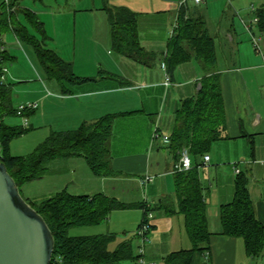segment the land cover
<instances>
[{"label":"crops","instance_id":"obj_1","mask_svg":"<svg viewBox=\"0 0 264 264\" xmlns=\"http://www.w3.org/2000/svg\"><path fill=\"white\" fill-rule=\"evenodd\" d=\"M2 1L0 0V3ZM11 1L19 3L18 6L21 8L34 11L38 18L39 12L47 14L49 25L39 18L44 26L46 40L53 42L58 38L62 51L54 46L49 47L47 43L46 47L55 51L63 60L73 61L71 64L75 74L95 78L79 85H70L67 82L60 84L57 81L54 84L34 82L33 88L30 87L34 95H27L26 100L40 101L42 115L48 119L50 130L75 129L85 120H93L107 113L124 112L113 120L111 135L107 142L114 173L106 176L95 175L87 162V165L82 162L84 158L80 156L53 159L47 163L43 177L49 176L51 180L56 174L63 177L64 170L71 174V168H75L74 166L81 168L83 165V172L89 185L73 190L65 187L64 181L61 183L56 181L53 182L54 190L50 194L53 195L62 189L72 194L103 193L121 202L134 204V207L116 209L108 214L105 222L106 232L110 234L125 235L133 225L137 227L144 219V207H141V204L152 208L150 210L152 217L149 219L151 229L144 245V258L147 262L166 264L165 257L168 254L188 249L191 243L184 231L182 217L157 209V204L162 198H170L174 204L176 203L171 169L178 155L176 157L168 146L163 144L160 138L155 139L153 134L155 130L160 136L171 134L176 109L183 99L196 95L201 78L207 74L200 62L191 58L168 72L171 78L169 85L163 83L164 72L161 63L164 62L162 60L167 52V43L172 35V25L178 12L176 4L179 0L107 1L109 5L124 6L136 13L140 44L157 54L155 63L151 66L142 65L118 53L112 59L108 57L106 59L97 56L94 50L87 51L91 50L90 46L93 48L100 46L102 49L111 47L110 25L104 10L106 21L103 26L93 19L78 26L79 11L94 13L95 10H102L103 0H92V8L85 9L75 6L68 0L58 4V8L52 7L54 3H58L57 0H54V3L53 0H47L42 7V0ZM36 2L41 4L40 7L32 5L37 4ZM65 5L71 7L63 8ZM249 5L254 11L264 7V0H201L199 3L190 0L185 6L192 16H200L205 20L207 31L214 39L217 60L213 72L219 73L226 116V137L213 142L210 152L207 153L209 160L205 162L203 157H200L198 164L206 168L210 164L223 162L230 165L234 176L239 172H246L255 215L264 224V187L260 184L264 182V161H259L264 160V39L262 45L256 48L248 34L247 38L245 36L241 38L240 31L245 30L244 23L247 21L244 19L248 13L246 17L240 18L243 29L233 18V11L235 14L237 12L244 15ZM56 12L65 18H60L59 22H56L52 19ZM19 20L26 24L20 16ZM28 29L40 37L31 28ZM252 35L254 36L253 31ZM83 36L89 39L90 45L84 51L80 43L82 48H79L78 54V42ZM2 40L11 57L10 63L20 61L13 47L6 46L5 40L3 38ZM15 40L23 49L29 63L35 64V60L40 64L31 45ZM24 45L27 47L24 48ZM71 47L72 59L69 57ZM106 54L111 55L109 50ZM78 62L81 64L80 67H77ZM17 63L18 65H13L10 72L5 75L4 82L18 84L30 80L31 72L28 67L24 62ZM33 68L41 79V72L39 74L38 70ZM45 87H48L47 92L44 90ZM23 99L25 96L20 99L16 93L12 97V102L14 104V101L21 102ZM31 114L28 124L31 127L40 126L38 113L33 110ZM117 137L123 148L120 153L114 151ZM12 148L11 142L10 151L14 154ZM145 174L153 175L154 180L144 185L147 193L142 196L139 190L143 187L141 178ZM27 193L33 194L32 198L38 200L36 199L38 195L33 190L28 189ZM233 194L234 191L230 192L229 189L227 196L219 198L212 207L207 200L209 229L213 234L209 249L203 253L195 252L191 264H264V252L260 256L250 257L245 253L241 238L218 233L220 226L215 220L219 207L230 202ZM122 238L130 240L131 244L132 240L137 239L133 232L128 236H120V241H117L116 245Z\"/></svg>","mask_w":264,"mask_h":264},{"label":"trees","instance_id":"obj_2","mask_svg":"<svg viewBox=\"0 0 264 264\" xmlns=\"http://www.w3.org/2000/svg\"><path fill=\"white\" fill-rule=\"evenodd\" d=\"M107 1L103 0L102 10L109 21L112 49L142 65L154 64L156 52L148 51L139 42L136 13L124 6L109 5ZM18 4L11 0L0 3V76L2 66L11 61L1 35L10 31L17 40L32 46L48 77L54 76L53 79L60 84L79 85L95 80L94 77L74 74L70 62L46 47L43 23L34 11L21 8ZM254 12L258 29L264 34V7ZM20 15L26 24L20 22ZM176 21L162 60L167 72L179 63L195 58L207 74L201 78L196 95L183 99L176 109L173 129L168 136V148L177 157L181 148L187 147L193 166L185 171L173 172L176 203L170 198H162L157 209L180 215L191 243L188 249L168 254L165 263L191 264L195 252L203 253L209 249L213 234L209 229L207 203L199 181L198 159L207 155L213 142L226 137V116L219 73L213 72L217 60L214 39L207 31L205 20L192 16L187 6H181ZM28 27L40 37L31 33ZM100 75L103 76L102 73ZM11 85V82L0 83V160L6 165L19 190L24 183L42 178L47 163L57 158L80 156L95 175L114 173L107 142L113 120L124 112L107 113L93 120H85L75 129L51 131L29 153L14 155L10 151V143L27 133L31 126L28 123L12 125L4 121L8 115L18 116L12 102ZM33 110L27 109L23 114L28 117ZM28 203L41 214L52 232L54 248L49 264H122V261L135 258L130 240H123L109 250L108 244L113 234L69 235L68 232L74 226L97 224L105 220L111 211L131 208L134 204L121 202L103 193L72 194L66 189ZM141 207H144L145 220V214L152 208L145 207V204H141ZM218 222V233L241 238L248 256L257 257L264 252V224L255 215L246 172L236 175L233 198L220 205Z\"/></svg>","mask_w":264,"mask_h":264},{"label":"rangeland","instance_id":"obj_3","mask_svg":"<svg viewBox=\"0 0 264 264\" xmlns=\"http://www.w3.org/2000/svg\"><path fill=\"white\" fill-rule=\"evenodd\" d=\"M42 1H43L41 3L42 5L39 2H36L37 4H32V3L31 4L37 8L40 7V5L42 7L44 5V3L47 2V0H42ZM68 1L71 3L73 2L75 4V6H77V7H82L84 9L85 8H92V0H68ZM188 1H190V0H187V2ZM54 2L55 1L53 0V3ZM57 2L58 3H54L52 5V7L58 8V4H60V3L63 4L65 2V0H57ZM67 7H71V6L65 5L63 8H67ZM247 13H248V15L246 17L245 15ZM233 14H234L233 18H234V20H236L235 22H237V23L239 22L241 28H242V23L240 21L241 17H246L244 20L249 22L255 16V12L251 9L250 5H249L248 11H246L244 15L243 14H237V12L235 14L234 11H233ZM61 16H60V13L58 12L56 15L55 14L52 15V19L55 20L56 22H59L60 18H65V17H61ZM20 17L23 18L22 15H20ZM39 18L41 20H43L46 25H49V22H48L49 19H48L47 14H42V12H39ZM77 19H78V26H80V24L85 23L86 21L89 22L92 19L97 21L98 23L100 22L101 25L103 26L104 22L106 21V15H105L104 11L100 10V9L98 11L95 10L94 13H91L90 11H84L83 10L82 12L79 11ZM23 20H24V18H23ZM52 23H53V21H52ZM252 25H253L252 31L254 33V37H255V39H257L259 45L261 46L263 39H264V36L259 31L256 23L252 24ZM168 31L169 32L171 31L170 27H169ZM240 32H241L240 33L241 38H242V36H245L247 38V34L251 38V34L246 29L244 31L242 30ZM5 35L8 37H5ZM1 36L5 40L6 46H8L10 48L13 47V51L16 53L15 55L20 58V61H17V62H24V64L28 67V69L31 72L30 80H28V82L18 83V84L16 83V84L11 85L12 97H14L16 93L18 94L20 99L25 96V99H23L21 102L14 101L13 105H15V108H16L19 104L27 105V104H31V103L36 102L37 108L35 109V112H36V114L38 113V115L40 116V117H38L39 122L41 124L40 126H32L27 133L23 134L20 137L13 139V141H12V146H13L12 152L15 155H25V154L29 153L30 151H32L38 143L43 141L45 139V137H47L50 134L51 131H58V130H50L49 123H47L48 119L45 118L44 115H42V108H41V106H39L40 101H38V100H35V101L26 100L27 95L28 96L34 95L33 94L34 91H32L30 87L33 88V86L35 85L34 82H40L39 84H41V82L42 83L51 82L52 84H54L56 82V80L53 79L54 76L48 77L47 73L45 72L46 76H47L46 77L45 73H44L45 70H43L41 65L39 63H37L35 60H34L35 64L33 62L31 64L27 61V58L24 55V52L22 51L23 49L18 46L19 43L17 44V42L15 40L16 39L15 36L10 31L3 33ZM59 41L60 40H58V38H55V41L50 42L49 40L48 41L45 40V43H47L49 47L54 46V47H57L56 49H58L59 51H62V48L58 44ZM88 41H89V39L86 36H83L79 40L78 51H77L78 54H79V48H82L80 43H82V45H83V50L86 51L87 47L90 45V43ZM24 46H23L24 48L27 47L26 45H24ZM90 49L91 50H87V51H93L94 50V52L97 54V56H99L101 58L107 59V57H108V58L112 59L113 56H117L116 52L110 46H109V48L105 47V49L100 48V46H98L97 48H95V47L93 48L92 46H90ZM108 50L111 53V55L106 54ZM69 51H70L69 57H70V59H72V57H73L72 47L70 48ZM61 53H63V52H61ZM17 62H11V63L7 62L5 64V66L7 68L6 74H8L10 72V69L12 68L13 65H18ZM69 62L73 64V61H69ZM31 65L33 67H35L36 70H38V73L41 72V74L39 73L41 75V79L38 78L39 76L35 73L34 68ZM80 66H81V64L78 62L77 67H80ZM77 76H80V75H77ZM44 90L47 92L48 87L47 88L45 87ZM25 100H26V102H24ZM31 116H32V114L29 115L28 118H30ZM4 121L6 123L12 124V125L23 124L22 118L19 116L8 115L4 118ZM45 123H47V124H45ZM158 141H160V140H158ZM122 150H123V148L121 147L120 140L117 137V138H115L114 151L117 153H120ZM209 152H210V149H209L208 153ZM259 161L262 162L264 160H259ZM82 162H85V164H86L85 159H83ZM74 167L76 168V170H75V168H71V174L70 173L67 174V171L64 170L63 171V177H61L57 174L55 176L53 175V178H52L53 181L48 176V177H43L41 179H37L36 181H32V182H28V183L24 184L21 187L22 196L28 202L31 200H34L32 198L33 196H31L33 194L30 195L27 193L28 189H29V190H33L34 192L37 193L38 198H36V199H42L44 197H48L51 195L50 192L54 190V189H52L53 185H54L53 182H56V181H58L59 183H61V181H64L63 185L65 187L67 186L68 189H73V190L89 185L88 181L86 180L85 173L83 172V168H82L83 165L81 166V168H79L78 166H74ZM74 171H75V173H74ZM198 176H199V181H200L202 188H203V196H204L206 202L208 200L207 203L210 204L209 205L210 207L214 206L215 202H217V200L219 198L226 197L229 189H230V192L234 191L233 182H234V179L236 176H234L230 165L227 163L221 162V163L216 164V165L210 164L206 168H203V166H199L198 167ZM153 180H154V176H153ZM68 181H70V182L68 183ZM260 184L264 187V182H261ZM24 186H26V188ZM141 188L142 189L139 190V193L142 194V196H143L147 192L145 191L146 189H145L144 185ZM50 189H52V190H50ZM171 190H173V187L171 188ZM69 191H71V190H69ZM254 191H255V188H254ZM215 222L218 223V217L215 220ZM134 227H136V226L133 225L132 228L128 229L127 232H125V235L128 236V235L133 234V232L136 231L138 226L136 228H134ZM106 231H107L106 222H105V220H101L97 224L71 227L68 232H69V235H95V234H105V233H107ZM125 235H123V233H119V235L113 234V239L109 242L108 249L113 250L116 247L117 241H120L119 237L125 236ZM122 240H123V238L121 239V241ZM139 244H140V242L138 239L132 240L133 255L135 256V258L132 260L130 259V260L122 261V264H138L137 260H136V256L138 255ZM263 258H264V255H263Z\"/></svg>","mask_w":264,"mask_h":264},{"label":"water","instance_id":"obj_4","mask_svg":"<svg viewBox=\"0 0 264 264\" xmlns=\"http://www.w3.org/2000/svg\"><path fill=\"white\" fill-rule=\"evenodd\" d=\"M1 14L0 9V21ZM53 248L46 221L24 199L0 160V264H49Z\"/></svg>","mask_w":264,"mask_h":264},{"label":"built area","instance_id":"obj_5","mask_svg":"<svg viewBox=\"0 0 264 264\" xmlns=\"http://www.w3.org/2000/svg\"><path fill=\"white\" fill-rule=\"evenodd\" d=\"M196 3H199L201 0H193ZM187 3V0H179L176 4L177 8L179 9L181 6H185ZM257 22V17L254 16L253 19L251 21H249L248 23L245 22L244 26L245 29L251 34V39L253 44L256 46V48H259V44L257 39H255V37L252 35V24H255ZM177 25V21L174 22V24L172 25V33L174 28ZM161 68L163 69L164 72V85H169L171 83V78L170 75L168 74L167 70H166V65L165 62L161 63ZM7 72V68L6 66H2V73L0 76V83L4 82L5 79V75ZM37 108V103H31V104H19L16 107V114L18 116H20L22 118L23 124L27 125L28 123V117L25 116L23 113L25 112V110L29 109H36ZM153 137L156 138H160L162 140L163 144H166L168 146L169 144V137L166 135H162L160 136L158 134V132L155 130ZM203 160L206 162L209 160V156L204 155L203 156ZM193 166V160L191 155L189 154V150L187 147H183L181 148V150L179 151L178 154V158L177 160L173 163V167L171 169V172H180V171H185L190 169ZM237 172V170H236ZM153 181V176L150 174H145L142 178H141V184L142 185H146L149 182ZM146 218L145 220H143L140 225L138 226V228L135 231V236L137 237V239L139 240L140 244L138 246V255L136 256V260L138 264H155L154 262H147L144 258V245L147 242L148 238H147V234L151 229V225H150V218L152 217V213L151 211H148L146 214Z\"/></svg>","mask_w":264,"mask_h":264}]
</instances>
